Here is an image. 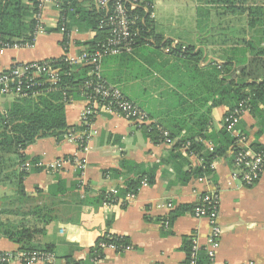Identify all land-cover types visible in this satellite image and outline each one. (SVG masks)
Returning a JSON list of instances; mask_svg holds the SVG:
<instances>
[{
    "label": "crops",
    "instance_id": "obj_1",
    "mask_svg": "<svg viewBox=\"0 0 264 264\" xmlns=\"http://www.w3.org/2000/svg\"><path fill=\"white\" fill-rule=\"evenodd\" d=\"M180 1L184 2L181 9L213 8L204 1ZM162 4V0H152V10L154 6L159 9ZM42 17L48 32L36 37L31 47L0 48V73L15 65L73 57L84 50L82 43L92 37L90 32L70 27V45L64 50V35L57 30L59 10L53 3L46 2ZM212 21L210 17V24ZM188 22H185L190 29L187 33H194L191 38H183L179 27L173 23L168 24L170 32H158L157 23L155 27L163 38L162 46L170 41L183 51L185 48L180 42L194 44V53L199 50L202 53L198 62L172 54L169 46H156L151 40L130 55L107 57L101 64L103 79L145 111L151 124L158 122L172 134L175 137L173 145L161 144L148 131L135 127L119 115L98 112L93 123L96 134L90 143L91 150L83 157L85 171L81 188H73L77 177L70 167L52 175L42 168H33L35 172L24 180V192L29 197H46L47 190L57 187L60 181L67 191L52 208L55 215L57 212V220L47 225L44 235L33 242L40 247H51L54 264H188L191 242L195 240L200 246L199 258L204 253L203 246L210 232L206 219L193 216L200 197L207 193L217 195L219 201L217 222L221 236L214 264H264V171L251 187L233 180L234 151L231 147L214 160L209 175L196 178L194 172L202 167L201 159L188 154L184 147H174L177 141L198 135L217 139L224 129L223 118L230 110L225 104L214 103L218 101L216 88L209 76L210 64L221 63L214 58L212 41L215 35L224 36L215 32L212 26L199 28L195 12L193 20ZM14 100L11 96H0V113H5ZM83 108L84 102L80 99L65 104L68 126H78ZM237 133L246 137L252 151L264 146V102L258 104L254 113L248 111L241 116ZM66 135L60 140L53 137L38 139L23 154L29 161L43 164L72 157L77 146ZM211 142L204 141L207 150H213ZM142 174H152L153 183L149 185L146 181L147 186L140 185L134 200L123 206L112 203L93 208L81 204L86 196L97 197L101 191H118L126 180ZM2 194L0 191V196ZM50 202L48 199L47 203ZM169 203L170 209L167 208ZM182 207L187 209L180 212ZM7 220L15 222L12 217ZM106 234L126 238L130 250L104 249L99 261L91 263L89 250ZM17 250L18 245L0 237V252ZM204 256L206 259L205 253Z\"/></svg>",
    "mask_w": 264,
    "mask_h": 264
},
{
    "label": "trees",
    "instance_id": "obj_2",
    "mask_svg": "<svg viewBox=\"0 0 264 264\" xmlns=\"http://www.w3.org/2000/svg\"><path fill=\"white\" fill-rule=\"evenodd\" d=\"M45 0H0V48L13 44H32L35 30V15L39 12V5ZM56 3L60 14V21L69 20L65 28L77 27L81 32H90V40L82 43L85 52L92 53L97 46L105 41L109 32L107 28L99 27L101 13L97 11L89 0H50ZM208 5L219 7L213 18L218 21L210 24V10L198 9L195 18L199 28L219 26L217 33H222L224 38L215 35L214 58L221 63L210 64L209 76L212 79L216 105L225 104L229 111L234 108L247 110L254 113L259 103L264 102V0H199ZM147 12L139 9L140 20L137 23L135 48L149 44L166 47L171 45L165 42L160 33H157L154 21L150 19L152 0H144ZM215 7V8H216ZM226 19L236 20L235 25L223 22ZM228 23V24H227ZM240 24V26H239ZM223 25V26H222ZM231 26V27H230ZM45 29V32H48ZM59 30V28H57ZM201 44L204 43V40ZM184 50L175 48L172 54L187 57L198 62L201 60V50L194 53L195 45L180 42ZM219 45V49L216 47ZM221 46H223L221 49ZM134 52V51H133ZM122 56V55H121ZM124 56V55H123ZM193 58V59H192ZM50 65L58 70L57 81L54 85L46 82L45 77L32 79L23 86L25 98H15L13 104L5 113H0V237L8 238L19 246L20 251H38L52 253L51 247H40L33 242L45 233V228L51 222L57 220V212L53 211L56 200L65 195L67 191L62 188V182L57 187L47 190L46 197H29L23 188L26 177L35 172L31 169L27 172L22 167L28 159L24 156L26 148L36 140L53 137L57 140L63 138L69 130H81L85 127H70L65 121V104L68 100H82L79 91L84 90L85 83L89 80L90 66L70 65L62 56L50 59ZM89 92L85 89L82 92ZM85 92V93H86ZM35 94V95H34ZM34 95V96H33ZM156 126L143 128L158 141ZM164 130H166L163 127ZM167 131V130H166ZM168 132V131H167ZM169 133V132H168ZM170 139L175 137L169 133ZM211 140L213 150H207L204 141ZM236 139L223 129L218 135L207 137L206 134L184 138L177 141L175 148L186 146L188 154L197 155L202 161V167L194 172V177L199 178L209 175L212 171L210 165L218 157L224 155L229 148L237 150ZM36 161H31L34 164ZM123 163L121 164V167ZM78 173H76V177ZM142 178H146L149 185L153 183L152 174H142L136 179L125 181L123 188L117 191L116 196L101 191L97 197L86 196L82 205L97 208L105 202H114L118 198H124L127 194H136L141 185ZM74 189L79 188L76 180ZM87 191V189H85ZM42 193H39V195ZM50 203H47V200ZM41 200V201H40ZM55 200V201H53ZM59 204V200H58ZM187 209L180 208V212ZM175 211V216H176ZM174 213V212H173ZM13 218L15 222L7 220ZM5 218V219H3ZM174 219V217H172ZM59 220V219H58ZM99 243H114L116 245H128L127 239L116 240L115 236L103 235L97 239L89 254L99 251ZM68 264H78L69 262ZM196 264H208L204 253L199 255Z\"/></svg>",
    "mask_w": 264,
    "mask_h": 264
},
{
    "label": "built area",
    "instance_id": "obj_3",
    "mask_svg": "<svg viewBox=\"0 0 264 264\" xmlns=\"http://www.w3.org/2000/svg\"><path fill=\"white\" fill-rule=\"evenodd\" d=\"M94 8L101 13L99 27L107 28L109 32L108 38L101 42L92 53L82 50L73 57L64 56L65 60L72 66L82 65L90 66L88 73L89 80L84 87L89 92L79 91L83 98L84 108L79 115L78 127H85L81 130H69L66 138L77 146V150L72 157L57 160L51 164H43L37 162L31 164L26 161L22 166L25 171L30 172L33 168H42L46 173L52 175L60 173L65 167H70L75 173H78L77 180L79 188L83 186L82 176L85 171V161L83 157L91 150L90 143L94 138L96 131L93 128L94 119L98 112L111 115H119L128 122L138 128L150 127L151 122L149 116L134 103L130 102L121 91L114 85L107 83L102 76L101 64L104 58L117 57L121 55H130L135 48L136 27L140 20L139 9L147 12L143 6L144 0H89ZM50 0H45L39 5V12L35 15V30L33 33L34 40L36 37L45 34V25L42 17L43 5ZM53 3V2H51ZM54 6L57 7L56 3ZM59 31L64 35L62 40L64 50L70 45V34L65 28V20L59 21ZM34 43V41H33ZM32 44H13L4 46L5 48H29ZM50 60L42 62H32L27 64L15 65L8 70L0 73V96H11L13 98H25L23 86L28 84L32 79L45 77L46 82L54 85L57 81L58 70L50 65ZM35 95V94H34ZM33 95V96H34ZM70 101V100H68ZM234 108L227 112L223 118L224 129L232 135L236 141L233 155V172L231 178L241 182L245 187L253 186L260 178L264 171V146L258 151H252L247 144V139L243 135L237 133V127L241 116L248 112L247 107L241 109ZM158 132V141L166 146L173 145V139H170L169 133L156 126ZM186 149V146H184ZM212 151V149H209ZM213 169V163L210 165ZM141 186H147L146 179H143ZM116 196L117 190L107 191ZM135 194H127L123 199H116L114 202H105L104 205L112 203L123 206L134 200ZM218 196L215 194H203L199 203L193 209L194 218L206 219L210 226V232L203 246V252L208 259V264H214L215 251L219 246L221 230L218 226ZM171 204H167L170 209ZM124 237L115 236V239L121 240ZM99 251L109 249L112 251L123 252L130 250L129 245H116L114 243H99ZM200 246L195 240L191 242V248L188 255V264H196ZM101 256L98 252L90 255V262L97 263ZM54 255L51 253H42L38 251L24 252L17 250L16 252H0V264H54ZM79 264V263H78Z\"/></svg>",
    "mask_w": 264,
    "mask_h": 264
},
{
    "label": "rangeland",
    "instance_id": "obj_4",
    "mask_svg": "<svg viewBox=\"0 0 264 264\" xmlns=\"http://www.w3.org/2000/svg\"><path fill=\"white\" fill-rule=\"evenodd\" d=\"M163 4L162 6H158L159 9L156 8V6H154V10L151 11L150 13V19L152 21H154V24H156L158 26V32L161 33V31L163 32V30H167V31H172L171 30V26L168 24L170 23H173V25H175L176 27H179V33L181 34V36L183 38H191L193 37V31L191 32V34H188L187 31H190L189 27L185 26V22H188V20H193V16H194V12L192 9H188L187 7H185V9H181L180 7H184L182 6V4L184 3L183 1H178V0H162ZM173 5H177L176 7H174ZM216 7V6H215ZM213 7L211 10H210V14H211V21L213 22V24L218 21H216L214 18H213V15L215 12H218L219 11V7ZM173 8V9H172ZM176 8V9H175ZM192 18V19H191ZM231 19H226L225 21H223L224 23L225 22H228L229 25H235L236 26V23H234L236 20H233V21H230ZM190 23H194L192 21H190ZM227 23V24H228ZM189 24V22H188ZM161 26V27H160ZM223 26V25H222ZM230 26V27H231ZM240 26V24H239ZM215 32L216 31H219L218 28H220L219 26H215ZM163 28V29H162ZM172 34V32H171ZM187 43V42H186ZM175 45L171 44L170 45V48L171 49H175ZM169 48V49H170ZM177 48V47H176ZM147 114V113H146ZM161 127V126H160ZM163 129V127H161ZM2 191V189L0 190Z\"/></svg>",
    "mask_w": 264,
    "mask_h": 264
}]
</instances>
